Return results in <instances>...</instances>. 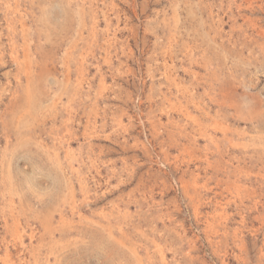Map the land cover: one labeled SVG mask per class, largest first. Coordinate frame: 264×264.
<instances>
[{
	"label": "rangeland",
	"instance_id": "rangeland-1",
	"mask_svg": "<svg viewBox=\"0 0 264 264\" xmlns=\"http://www.w3.org/2000/svg\"><path fill=\"white\" fill-rule=\"evenodd\" d=\"M0 264H264V0H0Z\"/></svg>",
	"mask_w": 264,
	"mask_h": 264
}]
</instances>
